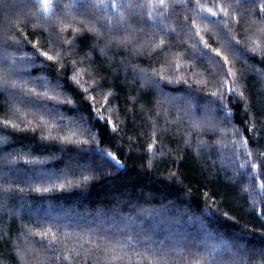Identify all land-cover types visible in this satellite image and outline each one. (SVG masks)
I'll return each instance as SVG.
<instances>
[{"label": "snow or ice", "instance_id": "1", "mask_svg": "<svg viewBox=\"0 0 264 264\" xmlns=\"http://www.w3.org/2000/svg\"><path fill=\"white\" fill-rule=\"evenodd\" d=\"M31 5L29 13L35 18L32 27L48 32L47 50L41 46L40 40L28 38L22 27L28 17L13 18V9L17 7L14 0H0V90L6 94L8 104L7 118H0V124L13 130L35 132L39 129L42 139L75 144L77 148L88 146L99 162L93 163L94 170H98L101 164L122 168L124 165L117 152L103 147L89 120L104 121L111 133L118 134L123 140L126 120H121L120 112L111 105L118 93L112 86L113 77L106 73L123 72L124 83L131 84L127 76L130 69L133 78L140 81L137 92L147 88L162 98L157 101V113L166 115L168 109L165 105H175L177 112L188 118L186 125L180 115L174 120L166 119L161 125L157 119L148 117L152 123L144 150L152 158L147 167H153L155 158L164 155L163 150L157 152L156 149L162 135L172 130L173 123L187 127L188 131L183 132V143L194 147L197 152L212 147L203 140L202 133H218L219 138L213 144L223 148L228 141L233 149L231 155L238 161V169H250L249 186L243 190L249 193L252 207L264 217V210L257 207V203L264 205V179H261L264 176V152H254L249 147L250 138L231 124L232 108L228 105L227 95L238 97L248 110L249 102L236 61L238 57L252 53L264 63V0H65L63 4L57 0H31ZM238 30L243 32L242 37ZM85 33L90 34L91 43L87 45L88 51L81 53L76 51L77 41ZM209 33L217 38V46L210 42ZM27 45H31V51L24 50ZM120 48L128 51L129 56L148 55L156 59L150 66L140 67L131 64L127 57H120L117 61L116 57L108 55L110 50ZM96 52L99 55L93 61ZM185 55L206 59L219 75L198 71ZM114 63L116 67L113 69ZM52 64L58 67L50 75L33 77L29 71L37 66L48 72ZM256 72L264 80V68H257ZM180 83L187 84L189 89L195 84L196 89L182 96H172L166 91L168 85ZM196 91H207L209 97L200 114H196L193 103ZM128 99L130 106L125 107L124 115L127 117L133 112L134 120L137 97L129 96ZM179 101H183L182 106ZM82 102L86 103L84 111L90 115L85 117L81 112L75 119H70L63 133L53 136L59 124L65 121L59 108L68 105L71 110ZM143 109L144 106L139 105V110ZM217 111L223 113V118H217ZM175 131L182 132V127ZM193 131L197 136L194 146ZM245 131L257 132L256 123L248 125ZM7 140V136L0 135V144ZM136 140V137L128 136L130 146ZM128 150L132 151V148ZM6 159L9 163L19 159L26 163L42 162L38 157L19 152L16 155L7 153ZM92 178L82 174L75 182L79 185ZM0 180L3 181L0 182V208H7L8 202L18 193L23 194L25 188L6 176ZM71 183L66 179L59 186L63 188ZM50 190L40 185L32 188L35 192ZM8 211L10 215L18 214L14 208ZM139 211L144 216L159 215L155 210L141 208ZM223 215L228 216V213ZM196 220L205 237L199 243H181L184 237L175 231L171 222L164 238L154 240L145 229L139 228L141 220L127 214H122L116 224H107L103 218L94 227L79 231L69 225H25L26 234L21 235L31 242L23 248L17 245L15 251L20 264H27L26 257L33 253L36 264H88L89 260L91 264H264V240L258 248L243 236L234 237L229 242L212 232L204 220L199 217ZM179 223V220L175 221V225ZM158 230L159 224L154 223L151 231ZM37 244L41 247L37 248ZM201 246L202 249L197 250Z\"/></svg>", "mask_w": 264, "mask_h": 264}, {"label": "trees", "instance_id": "2", "mask_svg": "<svg viewBox=\"0 0 264 264\" xmlns=\"http://www.w3.org/2000/svg\"><path fill=\"white\" fill-rule=\"evenodd\" d=\"M57 2L63 4L65 0ZM14 3L17 7L13 9V18L28 17V22L22 24L28 38L40 40L41 46L47 50L48 32L39 27H32L35 18L29 13L31 0H14ZM180 11L182 12V9ZM238 35L242 37L243 32L238 30ZM209 37L210 42L217 46V38L211 33ZM90 43V34H82V39L77 41L76 51L81 53L88 51L87 45ZM24 50L31 51V45H27ZM98 55V52L93 54V61ZM108 55L116 57L117 61L120 57H127L131 64H138L140 67H148L156 59L148 55L129 56V52L123 48L112 49ZM185 59L192 60L198 71L219 75L206 59L200 60L194 55H185ZM56 67L58 66L52 64L48 72H43L37 66H33L29 71L33 77H37L50 75ZM112 67L114 69L116 64L114 63ZM236 67L240 72V82L248 99L249 108L246 110L245 104L240 102L238 97L227 94L228 105L232 108L231 124L240 128L242 135L250 138L249 147L254 152L256 150L264 152V127H261L264 123V80L256 72L257 68H264V63H261L259 56L247 53L237 58ZM68 72L70 74V69ZM106 74L112 76L114 80L112 86L118 95L111 100V105L116 106L121 120H126V135L121 140L120 136L111 133L110 128L101 120L91 119L89 123L94 125L92 131L99 134L103 147L117 152L124 165L122 168L101 164L98 170H94L93 163L99 162L89 152L88 146L77 148L75 144L42 139L39 129L35 132L13 130L0 124V135L8 137L5 143L0 144V177L6 176L25 188L23 194L18 193L14 200L8 202L7 208H0V264H20L15 249L17 245L23 248L26 243L31 242L26 241L21 235L26 234L25 225L33 227H39L41 224L45 226L59 224L61 227L69 225L79 231L94 227L99 219L103 218H106L107 224H116L122 219V214L132 215L141 220L139 228L145 229L154 240L164 238L169 222L173 224L175 231L184 237L181 243H199L205 240L196 220V217H199L208 224L212 232L223 236L229 242L234 237L243 236L253 241L258 248L264 240V217L252 207L249 193L243 190L249 186L250 169H238V161L231 155L233 149L228 141H225L226 146L221 148L213 144V141L219 138L218 133H202L203 140L212 147L197 152L194 147L183 143V132L188 131L187 127L173 123L172 130L162 135L161 143L156 149L157 152L163 150L164 155L155 158L153 167H147L148 160L152 158L151 154L144 150L152 123L148 117L157 119L161 125L166 119L174 120L178 115L186 125L188 118L178 113L175 105H165L168 109L166 115L157 113V101L162 98L154 90L147 88L137 92L136 87L140 85V81L133 78L130 69L127 76L131 84L124 83L123 72L116 74L109 71ZM195 89V84L189 89L184 83L166 87V91L172 96H182ZM129 96L137 97L134 120L133 112H129L127 117L124 115L125 107L130 106ZM73 98L79 100L78 96ZM6 99V94L0 90V118H7L8 115ZM208 99L207 91H196V98L193 100L196 114L201 113ZM178 104L182 106L183 101H179ZM139 105L144 106L143 111L139 110ZM85 107L86 103L83 102L71 110L68 105L61 106L59 114L65 121L64 124L57 121L59 128L53 132V136L63 133L70 119H75L81 112L88 117L90 114L84 111ZM215 115L217 118H223L220 111ZM252 123H256L257 132L245 131ZM177 127H182V132H176ZM128 136L137 138L131 146L128 144ZM191 139L194 146L197 139L195 131ZM129 147L132 151L128 150ZM18 152L38 157L42 162L26 163L24 159H19L15 163H9L6 154L16 155ZM82 174L91 175L93 178L77 185L75 181L79 180ZM66 179L72 183L61 188L60 183H64ZM261 179H264V176ZM37 185L51 190L32 191ZM257 207L264 210V205L257 203ZM10 208L17 209L18 214L10 215L8 211ZM141 208L158 211L159 215L144 216L139 211ZM225 212L228 216L223 215ZM100 213L104 216L100 217ZM176 220L180 222L178 225H175ZM154 223L159 224V230L155 233L151 231ZM139 228L136 230L139 231ZM33 239L38 241L39 237ZM36 247L40 248L41 245L37 244ZM201 249L202 246L197 250ZM34 255L33 253L26 257L27 264H36L33 260ZM48 255L51 256L52 253L49 251ZM88 264H91V260Z\"/></svg>", "mask_w": 264, "mask_h": 264}]
</instances>
